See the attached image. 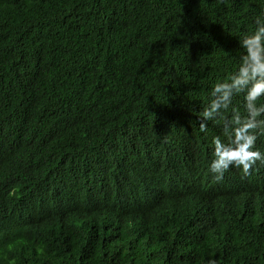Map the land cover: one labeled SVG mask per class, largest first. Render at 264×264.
Instances as JSON below:
<instances>
[{"label": "trees", "instance_id": "1", "mask_svg": "<svg viewBox=\"0 0 264 264\" xmlns=\"http://www.w3.org/2000/svg\"><path fill=\"white\" fill-rule=\"evenodd\" d=\"M262 9L0 0V264H264V164L215 181L198 115Z\"/></svg>", "mask_w": 264, "mask_h": 264}, {"label": "clouds", "instance_id": "2", "mask_svg": "<svg viewBox=\"0 0 264 264\" xmlns=\"http://www.w3.org/2000/svg\"><path fill=\"white\" fill-rule=\"evenodd\" d=\"M254 29L239 40L243 52L236 70L226 79L213 84L206 106L199 112V129L206 132V123L219 124L221 135L212 138V159L208 170L217 182L229 168L248 177L258 163L264 164V152L256 147L264 136V9L254 18ZM242 95L243 112L231 107L235 96ZM231 111L230 116L225 113ZM208 264H215L209 260Z\"/></svg>", "mask_w": 264, "mask_h": 264}]
</instances>
